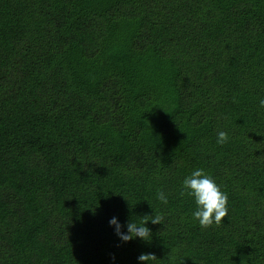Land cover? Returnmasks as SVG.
Returning a JSON list of instances; mask_svg holds the SVG:
<instances>
[{"label":"trees","instance_id":"obj_1","mask_svg":"<svg viewBox=\"0 0 264 264\" xmlns=\"http://www.w3.org/2000/svg\"><path fill=\"white\" fill-rule=\"evenodd\" d=\"M261 98L264 0H0V264H264Z\"/></svg>","mask_w":264,"mask_h":264},{"label":"clouds","instance_id":"obj_2","mask_svg":"<svg viewBox=\"0 0 264 264\" xmlns=\"http://www.w3.org/2000/svg\"><path fill=\"white\" fill-rule=\"evenodd\" d=\"M260 108H264V98L259 100ZM228 136L224 131L217 133V143L223 144L227 141ZM187 194L194 198L196 209L192 215L202 228L209 227L212 224L219 225L228 215V196L221 191L216 181L203 169H195L190 175L183 180L181 195ZM157 199L163 203H167V196L163 191L157 192ZM152 223H161L160 217H154ZM109 224L114 226L117 236L124 242L131 241L136 238L142 240H150V229L147 227L146 221L137 223L130 221L126 225H122L118 217H112ZM126 227L127 231L123 229ZM157 259L154 254L141 253L137 260L141 264H149L151 260Z\"/></svg>","mask_w":264,"mask_h":264}]
</instances>
